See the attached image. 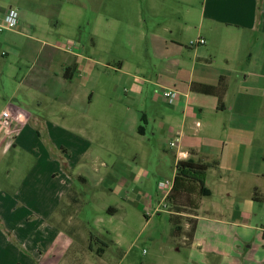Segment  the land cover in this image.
Wrapping results in <instances>:
<instances>
[{
    "label": "crops",
    "instance_id": "obj_1",
    "mask_svg": "<svg viewBox=\"0 0 264 264\" xmlns=\"http://www.w3.org/2000/svg\"><path fill=\"white\" fill-rule=\"evenodd\" d=\"M23 1L12 2L17 8L8 6L19 13L17 29L8 32L44 39L26 36L39 46L27 44L32 61L24 79L30 91L41 90L42 99L33 98L35 111L25 110L18 101L3 111L9 110L21 120L11 149L19 147L33 154L35 165L27 175V183L13 192L0 190V214L7 203L19 204L34 215V220H15V209H9L7 217L2 214L9 236L0 233V264H70V251L92 254L93 242L101 244L99 238L107 233L67 232L73 217L65 213L75 211L76 227H91L86 216L82 218L85 202L81 193L72 190L71 178L86 182L91 168L94 171L96 165H105L94 150L96 142L99 147L106 144L97 134L101 120L91 106L98 96L95 88L101 84L102 64L97 59L102 41L110 48L122 25L128 37V56L114 57L112 66L107 65L115 75V101L121 107V111L115 108L112 113L113 121L117 122L116 128L120 124L125 129L116 130L129 137L145 135L138 121L146 123L147 112L137 110L145 94L144 103L149 100L161 108L154 121L158 144L165 145L162 155L171 158L170 180L176 175L179 161L208 166L202 173L203 186L199 184L206 196L198 195L197 187L192 185L189 192L172 198L179 206L185 196V207L169 213L184 219L185 228L186 220H194L195 227L198 211L203 209L202 198H216L219 204L213 202L212 208L230 213L225 223L243 229L244 234L254 232L264 241V0H200L198 6L195 0H124L120 11L117 0H109L106 14L101 12L103 0H92L95 14L86 23L76 16L61 15L63 4L77 9L76 0H33L39 1L37 7H27L20 3ZM172 4L183 9L171 12ZM165 10L170 13V23L161 14ZM66 23L72 28L73 38H64L61 32ZM84 24L87 30L81 28ZM190 29L196 32L195 40H204L203 45L187 46ZM199 86L214 87L218 94H201L197 92ZM121 87L125 101L119 97ZM162 89L179 93L175 104L165 103ZM171 141L177 142L175 149L169 147ZM179 153L185 157L179 160ZM113 161L120 164V176L112 184L117 185L119 193L129 188L126 194L130 195V184L141 178L147 188L148 172L141 168L136 171L131 159L116 156ZM105 178L103 173L98 181ZM115 191L102 189L96 195L98 198L100 193ZM95 200L88 202L89 210ZM120 200L130 206L128 199ZM152 200L157 204L154 210L158 209V196L148 197L149 209ZM208 210L206 207L204 212ZM101 211L114 217L122 209L115 204ZM90 214L96 219L95 211ZM191 236L186 237L187 241L197 246L199 241ZM251 248V244L247 246ZM98 251L99 256L103 255V249Z\"/></svg>",
    "mask_w": 264,
    "mask_h": 264
},
{
    "label": "rangeland",
    "instance_id": "obj_2",
    "mask_svg": "<svg viewBox=\"0 0 264 264\" xmlns=\"http://www.w3.org/2000/svg\"><path fill=\"white\" fill-rule=\"evenodd\" d=\"M75 2V0H71ZM79 4L77 9H70L71 4H63L62 16L65 18L77 17L83 19L86 23L94 15L92 0H76ZM109 0H103L102 13L106 14L109 9ZM137 1V0H136ZM145 1V0H144ZM15 0H0V13L12 6ZM124 0H117V11H120V6L123 7ZM200 0H195L198 6ZM27 7L39 6V1L25 0L20 2ZM112 6V3H111ZM176 9H183L177 4L171 5V12ZM79 11V13H78ZM198 11V10H197ZM161 14L169 23L170 14L168 10L163 11ZM198 14V12H197ZM173 17V16H170ZM19 20V19H18ZM16 28V27H15ZM14 28V29H15ZM74 28V26H73ZM81 28L87 30L88 27L84 24ZM13 29V30H14ZM17 29V28H16ZM15 29V30H16ZM75 29V28H74ZM76 30V29H75ZM124 25L114 36L115 40L110 43V48L105 47V42L102 41L101 51L98 55V62H101V84L95 88L97 100L94 101L91 109L98 113L97 116L101 120V128L97 134L101 136L102 142L106 145L99 147L96 143L94 150L99 152V156L105 165H96L97 169L89 170L90 174L87 175V181L81 182L77 178H71L73 188L78 195L81 193V200L85 206L82 211V218L86 216V223H90V228L76 227V213L69 211L65 213L73 220L67 227V232H81L97 233L103 230L102 237H100L101 244L93 242V253L80 255L74 250L69 252V263L76 264H264V241L257 238L254 232L244 234L243 229L236 228L229 225L230 213L214 210L213 202L219 204L216 198H202V210L198 211L199 222L195 225L196 229L193 231V236L199 241L196 246H191L186 237L191 233L193 220L187 221L188 228H185V220L180 219V225L183 232L176 235L174 226L170 220L169 205L158 212L154 211L153 206L155 202L152 200V208L149 209L148 197L156 198L159 193L157 192V184L161 180L172 179V162L169 156H163L162 150H165V145L161 146L157 141L156 114L161 110L157 103L151 101L143 102L145 94H142L141 102L137 110L146 113V123L138 121L139 125L145 128V135L129 137L124 133L118 132L116 129L124 131L120 127L116 128L117 122L113 121L112 113L120 109V105L115 101V75L107 68V65L112 66L114 57H127L128 51L125 48L126 37L124 34ZM64 38H73V31L70 26L66 25L61 30ZM21 37L14 35L8 31H0V114L8 107L9 104L15 102H22L25 110L35 111L33 98L42 99L41 90H29L24 83L25 73L27 66L32 61V57L27 53V44L31 43L39 46L36 42L27 39L26 36L41 39L38 36L30 35L27 33ZM196 32L189 30L187 33V40H195ZM57 38V36H55ZM51 42H54L51 41ZM190 42V41H188ZM188 46V45H187ZM189 47V46H188ZM190 48V47H189ZM96 57V54H95ZM96 60V61H97ZM151 63H149V66ZM150 68V67H149ZM23 79V80H22ZM22 82V83H21ZM152 91V90H151ZM150 91V92H151ZM119 97L125 101L126 94L121 87ZM39 114V112H36ZM113 121V122H112ZM109 124L107 126L106 124ZM127 134V133H126ZM11 134L1 131L0 132V190L9 192L15 191L21 184L27 183V175L35 165V157L27 150L16 147L12 148V141L14 137ZM167 148V147H166ZM167 150V149H166ZM109 151L112 154H108ZM115 153V154H113ZM52 158L54 155H50ZM116 156L127 158V161L132 160V165L136 168L145 170L149 173L148 179L145 181L147 188L143 185V178L137 183L130 184L129 188L120 191L116 190L117 185H112L115 180L120 176L119 163L113 161ZM56 159V157H54ZM113 162L115 164H113ZM135 171V172H136ZM106 172L110 175L107 178ZM100 182L98 181L103 177ZM208 186L212 188L211 178L207 180ZM112 189L115 193L99 194L97 198V191L102 189ZM117 192V193H116ZM1 194V193H0ZM7 194V193H6ZM94 195V196H93ZM11 197V194L7 195ZM3 197H5L3 195ZM121 198L128 199V204L121 202ZM93 199L94 205L89 210L88 202ZM141 203L143 207L141 206ZM120 207L121 212L114 217L102 212L103 207L108 205ZM206 207H209L208 212H204ZM19 208V210H17ZM211 208V209H210ZM9 209H15V220L22 219L23 221L34 220V215L29 214L28 210L19 204H6L2 214L6 215ZM95 211L96 219L89 217L90 212ZM128 210V212L126 211ZM14 212V210H13ZM75 213V214H74ZM147 215V218L144 217ZM0 214V233L9 236L6 228L4 227L2 215ZM72 216V217H71ZM80 215L77 216V218ZM7 217V215L5 216ZM99 217V218H98ZM98 218V219H97ZM65 221H68L65 220ZM64 221V222H65ZM224 222V223H223ZM96 225V226H95ZM100 226V227H99ZM191 234V235H192ZM74 240V239H72ZM251 244V249L247 246ZM74 245L73 247H75ZM72 247V249H73ZM98 249H103V255L99 256ZM221 250L222 253L219 251ZM82 256V257H81ZM81 258L79 261L74 258Z\"/></svg>",
    "mask_w": 264,
    "mask_h": 264
},
{
    "label": "built area",
    "instance_id": "obj_3",
    "mask_svg": "<svg viewBox=\"0 0 264 264\" xmlns=\"http://www.w3.org/2000/svg\"><path fill=\"white\" fill-rule=\"evenodd\" d=\"M19 19V13L17 10L13 8H8L1 16L0 18V31H10L13 30ZM204 40L203 39H196L193 41H190L188 43V46L190 48H194L198 45H203ZM162 98L164 99L165 103L168 105L175 104L179 93L176 90L173 89H162L161 90ZM21 125V120L15 116H13L10 111L5 110L0 114V132H6L8 134H11L10 137H14L16 131L19 129ZM169 147L172 149H175L177 147L176 141H171L169 143ZM185 157V154L179 153L178 159H182ZM173 188V180H161L157 184L158 193L160 196V202L158 209H155L153 212H161V210L165 207H167V197L171 193V190Z\"/></svg>",
    "mask_w": 264,
    "mask_h": 264
},
{
    "label": "trees",
    "instance_id": "obj_4",
    "mask_svg": "<svg viewBox=\"0 0 264 264\" xmlns=\"http://www.w3.org/2000/svg\"><path fill=\"white\" fill-rule=\"evenodd\" d=\"M197 92L204 94V95H217L218 90L214 87H207V86H199L197 88ZM141 130V128L139 129ZM208 168L207 165L201 166L198 165L197 163L191 162V161H179L177 163V168H176V175L173 178V188L171 190V193L167 197L166 202L168 203L169 206H172L169 208V210L173 211L175 210L176 213L180 212L184 206V203L186 202V197L183 196L181 202V205L176 206L174 202H172L173 196L180 194V193H185L189 192L188 187L194 185L198 189V195L200 196H206L204 193V190L201 186H203V178H202V173L206 171ZM201 186H200V185ZM195 192V190H194ZM195 202V201H194ZM196 203V202H195ZM198 204V202L196 203ZM194 205V204H193ZM193 205H190L191 209H195L196 207H193ZM176 206V207H175ZM170 220L174 226V232L176 235H179L181 233L182 227L180 225V217L174 214H170ZM193 225L191 228V233L189 234V237L194 231V220L192 221Z\"/></svg>",
    "mask_w": 264,
    "mask_h": 264
},
{
    "label": "water",
    "instance_id": "obj_5",
    "mask_svg": "<svg viewBox=\"0 0 264 264\" xmlns=\"http://www.w3.org/2000/svg\"><path fill=\"white\" fill-rule=\"evenodd\" d=\"M9 111V110H8Z\"/></svg>",
    "mask_w": 264,
    "mask_h": 264
}]
</instances>
